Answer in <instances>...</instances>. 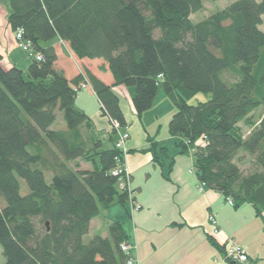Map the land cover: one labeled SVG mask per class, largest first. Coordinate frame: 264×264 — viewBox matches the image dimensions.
I'll return each instance as SVG.
<instances>
[{"label":"trees","instance_id":"obj_1","mask_svg":"<svg viewBox=\"0 0 264 264\" xmlns=\"http://www.w3.org/2000/svg\"><path fill=\"white\" fill-rule=\"evenodd\" d=\"M201 10V0H8L7 25L13 36L22 32L33 59L24 76L15 66L3 68L0 55L4 264L132 260L131 250H121L129 235L120 221L106 225L105 237L84 241L91 221L112 204H135L137 189L120 190L119 177L112 175L125 166L127 154L116 148L111 127L128 126L113 92L117 87L128 92L138 119L163 92L175 108L168 134L179 139L178 154L191 156L197 181L226 204L230 200L234 210L251 206L264 225V0H235L193 23L191 15ZM56 39L79 65L76 75L55 67L56 52L46 45ZM92 65L111 77V85L93 75ZM87 86L109 133L98 131L75 104ZM197 95L206 100L189 105ZM240 124L249 128L246 137ZM146 141L149 147L140 152L162 169L158 153L165 156L166 149L154 137ZM240 153L249 160L246 174Z\"/></svg>","mask_w":264,"mask_h":264},{"label":"crops","instance_id":"obj_2","mask_svg":"<svg viewBox=\"0 0 264 264\" xmlns=\"http://www.w3.org/2000/svg\"><path fill=\"white\" fill-rule=\"evenodd\" d=\"M6 17V12L0 17V55L2 61L7 63L6 66L2 64L3 68L8 69L18 65L11 60V52L15 48V44ZM46 46L54 48L57 55L55 67L58 70L66 71L68 76L78 73L80 67L75 61H71L73 57L64 43L56 39ZM69 63H73V66L68 65ZM90 71L100 80L111 85V77L107 73H100L95 65L91 66ZM113 92L119 99L120 109L128 125L125 128L129 138L124 143V149L127 151L124 165L132 180V176L147 167L149 162L153 165L151 155L146 156L143 155L145 153L140 152L149 147L146 141L147 137H154L158 146L164 144L166 140L163 142L156 139L158 137L155 131L150 133L149 130L142 127L143 116L141 119L137 118L129 94L124 88H114ZM75 104L91 118L98 131L104 133L111 131L110 124L107 118L101 114L100 105L89 86L79 93ZM163 148L166 146L164 145ZM129 151L134 152L128 154ZM191 169L190 172L188 170V173L186 168H183L182 171L177 170L175 176H171V180L177 186L176 195L185 188L184 180L190 182L192 190L190 189L188 194L185 190L182 198L168 199L171 203L168 205H165V201L159 196L150 200H141L142 188L133 185L134 183L131 184V190H139V194L136 199L134 196V200L135 203L136 201L140 203H138L139 209L133 212H131L130 204V217L129 222H126V232L129 235V245L133 257L136 258L138 264H212L214 258L222 257L229 242L245 248L248 258L246 264H264L263 221L255 217L254 210L249 205L234 210L225 203L218 193L206 188L200 193L197 190L200 183ZM190 173L194 179L190 178ZM170 185L174 186L172 183ZM194 190L198 192L196 193ZM144 206H146V210H143ZM210 215L214 216L216 221V232L208 221ZM120 216L121 213L111 218L106 222V225L124 219ZM94 220L91 221L90 226ZM105 236V234L102 235V237ZM208 237H211L216 246L209 243ZM223 264L229 263L224 262Z\"/></svg>","mask_w":264,"mask_h":264},{"label":"rangeland","instance_id":"obj_3","mask_svg":"<svg viewBox=\"0 0 264 264\" xmlns=\"http://www.w3.org/2000/svg\"><path fill=\"white\" fill-rule=\"evenodd\" d=\"M260 1V0H257ZM202 2V10L200 12H197L193 15H191L190 19L193 23H198L203 21L204 19H207L211 15L218 13L220 11H223L225 8H227L229 5L235 2L233 1H228V0H218V1H210V0H201ZM8 13V0H0V17L2 16L3 13ZM264 19V16H263ZM262 30H264V25L262 27ZM15 48L11 52V60H13L18 66L17 68L24 73V76H26L27 73V68L32 61V57H29L28 53L23 52L20 48L17 47L15 41ZM71 61H76L72 59ZM2 64L5 66L7 65L6 62L2 61ZM68 65L73 66V63H69ZM123 88V87H122ZM206 98L203 95H197L195 98L190 100L188 102L189 105H196L198 102H203L205 101ZM80 105V103H79ZM261 109V108H260ZM260 109H258L253 116V121L258 122L260 118ZM175 113V108L173 105L170 103V101L166 98L163 92H160L158 97L156 98L155 102L152 105V108L145 112L144 115H142V127L145 128L146 130H149L150 133H157L156 139H160L161 141L164 142V144L161 145V147L166 146V155L163 156L162 154L158 153V158L162 162V170L158 166L154 167L152 164H150L139 172L135 173L132 176V180H128V185L129 188L131 184L133 185H138L142 188V198L141 200H150L153 197L159 196L161 199L165 201V205L171 204L168 199L174 198V197H180L182 198L183 193L186 190V193H190V182L185 181V188L181 190V192L176 195V184L174 181L171 180V176L174 177L177 170H181L183 168L187 169L190 172L191 169V158L189 154H178L179 149L175 147V143L178 141V138L171 137L168 134V123L172 117V115ZM58 122L62 124V121L60 119V116L58 118ZM62 127L64 128V125L62 124ZM240 129L242 131V135L244 137L247 136L249 132V128L245 126L244 124H240ZM126 132L125 129H120L118 133L113 135V139L118 140V135L119 134H124ZM152 136V134H150ZM105 145L109 147V144L106 142ZM122 151H125L123 148ZM178 151V152H177ZM149 153H145L143 155L148 156ZM239 156H244L241 162L239 163L241 171L246 174L249 172V160L248 157L244 153H240ZM127 157V154L124 156V163H125V158ZM174 158V163L171 167V171L168 173V166L170 164V158ZM79 167L81 169H88L89 166L86 163H81L79 162ZM125 169V166H123ZM192 170V169H191ZM128 173V172H127ZM129 175V174H128ZM191 179H194V176L190 173L189 174ZM46 180L49 182V176H46ZM20 185H21V192L24 193L26 190L25 183L20 180ZM172 183L174 186L172 187L170 185ZM200 185V184H199ZM137 187V186H136ZM194 187V186H193ZM192 190V189H191ZM206 190V189H205ZM196 193L198 192L197 190H194ZM139 194V190L137 189L134 193L135 199ZM138 203H140L138 201ZM136 201L135 206H139ZM129 207H130V202H127L125 204V209L120 206L119 204H112L110 208L101 213L98 217L95 218L94 222L89 228V231L87 235L84 237V241L87 242L89 239L95 236H101L106 235V222H108L111 218L116 217L119 213H121L122 218L120 222L123 225V228L126 231V222H129V217L126 215L125 210L129 213ZM146 210V206H144L143 210ZM119 220V219H118ZM5 260L2 256V251L0 248V264H4Z\"/></svg>","mask_w":264,"mask_h":264},{"label":"built area","instance_id":"obj_4","mask_svg":"<svg viewBox=\"0 0 264 264\" xmlns=\"http://www.w3.org/2000/svg\"><path fill=\"white\" fill-rule=\"evenodd\" d=\"M22 35L23 34L21 31L16 32L14 35V41H15L18 48H20L23 52L28 53L31 56V46L28 42L23 40ZM40 59H41L40 56L36 57L37 61H40ZM111 127L114 130H116V132L118 133L119 127H118V124L116 122H113V123L111 122ZM128 138H129L128 133L119 134L118 138H117L118 140L116 141V144H115L116 148L122 150L124 148V143H125V141H127ZM112 175L114 177H119L118 187L120 190H122V191L128 190L129 191V189H128L129 188V185H128V178L129 177H128V173H127L126 168L124 169L121 166L116 167V169L113 170ZM204 187L205 186L202 183H200V185L197 187V190L201 193L203 191ZM227 205L232 207V202L230 200H228ZM138 209H139V206H135V204L131 203V212L137 211ZM208 221L212 225V227L214 228V231L216 232V228H215L216 227V221L214 219V216L210 215ZM121 250L123 252H129L131 250V246L128 244L122 245ZM247 261H248V258H247V253H246L245 248L240 246V245H236L232 242H229V245L226 247L222 257L220 259L214 258L212 260V264H223L224 262L229 263V264H246ZM129 264H138V262H137L136 258L133 257Z\"/></svg>","mask_w":264,"mask_h":264}]
</instances>
